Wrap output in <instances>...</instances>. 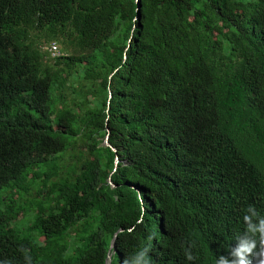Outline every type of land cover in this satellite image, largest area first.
I'll list each match as a JSON object with an SVG mask.
<instances>
[{
    "label": "trees",
    "instance_id": "16d2710c",
    "mask_svg": "<svg viewBox=\"0 0 264 264\" xmlns=\"http://www.w3.org/2000/svg\"><path fill=\"white\" fill-rule=\"evenodd\" d=\"M249 204L264 0H0V264H214Z\"/></svg>",
    "mask_w": 264,
    "mask_h": 264
},
{
    "label": "clouds",
    "instance_id": "9594fccd",
    "mask_svg": "<svg viewBox=\"0 0 264 264\" xmlns=\"http://www.w3.org/2000/svg\"><path fill=\"white\" fill-rule=\"evenodd\" d=\"M242 223L243 229L231 238L235 240V246L228 249L227 255L215 257L214 264H264V214H261L255 205L249 204L244 210ZM153 238L148 237L149 240ZM192 247L188 245L184 248L187 261L196 258L192 253ZM150 251L149 247H142L126 258L123 264H155ZM24 252L25 264H32V257L27 250ZM2 264H10V262L3 261Z\"/></svg>",
    "mask_w": 264,
    "mask_h": 264
},
{
    "label": "rangeland",
    "instance_id": "374dc122",
    "mask_svg": "<svg viewBox=\"0 0 264 264\" xmlns=\"http://www.w3.org/2000/svg\"><path fill=\"white\" fill-rule=\"evenodd\" d=\"M61 41V40H60ZM50 45H52V43H45L44 45H43V47H42V50L43 51H45V52H47L48 53V55H49V57L51 58L52 56H51V53H50V50H49V48H50ZM55 45L57 46V49H58V53H60L61 55H65L66 54V51H65V49H64V46L62 45V43L61 42H55ZM20 220V218H18V221ZM19 225V224H18Z\"/></svg>",
    "mask_w": 264,
    "mask_h": 264
},
{
    "label": "water",
    "instance_id": "95a60500",
    "mask_svg": "<svg viewBox=\"0 0 264 264\" xmlns=\"http://www.w3.org/2000/svg\"><path fill=\"white\" fill-rule=\"evenodd\" d=\"M108 137L106 136V138H105V140H104V145L106 146V147H109V144H108ZM108 183H110V180L108 179ZM111 185V184H110ZM113 248V242L111 243V246H110V249H112ZM110 255L108 256V258H107V264H110Z\"/></svg>",
    "mask_w": 264,
    "mask_h": 264
},
{
    "label": "built area",
    "instance_id": "2783aa9c",
    "mask_svg": "<svg viewBox=\"0 0 264 264\" xmlns=\"http://www.w3.org/2000/svg\"><path fill=\"white\" fill-rule=\"evenodd\" d=\"M50 53H51V56L54 58V57H58L60 56V54L58 53L57 49L55 47H50Z\"/></svg>",
    "mask_w": 264,
    "mask_h": 264
}]
</instances>
